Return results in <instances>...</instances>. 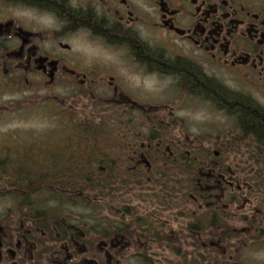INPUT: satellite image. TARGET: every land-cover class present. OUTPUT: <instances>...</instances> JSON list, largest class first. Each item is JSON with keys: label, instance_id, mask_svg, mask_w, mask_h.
I'll return each mask as SVG.
<instances>
[{"label": "flooded vegetation", "instance_id": "af4514ba", "mask_svg": "<svg viewBox=\"0 0 264 264\" xmlns=\"http://www.w3.org/2000/svg\"><path fill=\"white\" fill-rule=\"evenodd\" d=\"M12 94L59 125L0 139V264H257L264 0H0Z\"/></svg>", "mask_w": 264, "mask_h": 264}, {"label": "rangeland", "instance_id": "374dc122", "mask_svg": "<svg viewBox=\"0 0 264 264\" xmlns=\"http://www.w3.org/2000/svg\"><path fill=\"white\" fill-rule=\"evenodd\" d=\"M7 97H9V100L12 102V106L10 107V109L14 112L12 114L10 113L6 114L5 116L1 115L0 121H2V124L0 125V139H4L7 136L5 134L7 133L8 130L9 131L17 130L20 133L19 136L22 137L23 141H27V137L28 139H31L32 137L40 136L43 132L44 133L49 132L53 128H55L57 125H59L58 123L53 124V122L56 120L53 118V116H49L50 115L49 111H47L46 109H42V108L40 109L39 107L32 104L31 102L27 103V101H24L25 110L23 112H18L19 110L15 111L14 107L21 103V102H19L18 104L16 103L17 101L20 100V95L12 94L11 96L0 97V106L8 105L10 101L6 103ZM31 97L32 96H29L27 98L28 102L30 101ZM63 120L73 121V119L68 120L67 117H64L63 119H61V121ZM76 120H79L78 117L76 118ZM82 127L83 126L81 127L77 126L75 127V129H73L66 125L60 124L59 135H60L62 144L69 141V138L73 137L74 133L76 134V136L79 137V132H80L79 129L84 130V128ZM94 129L96 130V128ZM95 130H93L95 136L103 135L99 132L95 133ZM256 195L262 196V198H264V193H258ZM0 200H5V199L1 198ZM0 202H2L1 205H4L5 203V201H0ZM263 208H264V205H263ZM253 252L254 251H250V249L245 250L246 256L250 257L249 260L251 262L253 261V262H257V264H263L264 253L263 252L253 253Z\"/></svg>", "mask_w": 264, "mask_h": 264}, {"label": "trees", "instance_id": "16d2710c", "mask_svg": "<svg viewBox=\"0 0 264 264\" xmlns=\"http://www.w3.org/2000/svg\"><path fill=\"white\" fill-rule=\"evenodd\" d=\"M82 128H84V127H82ZM73 129H75V127L73 128ZM80 130V132H79V137H89V136H95L94 135V131L93 130H95V129H90V128H84V130H81V129H79ZM101 133V134H103V132H104V130L103 129H101V128H96V130H95V133ZM74 136H76V134L74 133ZM101 136H103V135H101ZM78 137V136H77ZM1 168H5V166H2ZM186 168H188L189 170H193V168H194V164H188L187 166H186Z\"/></svg>", "mask_w": 264, "mask_h": 264}, {"label": "snow or ice", "instance_id": "6c2138e0", "mask_svg": "<svg viewBox=\"0 0 264 264\" xmlns=\"http://www.w3.org/2000/svg\"><path fill=\"white\" fill-rule=\"evenodd\" d=\"M44 22H45V23H50V21L47 20V18L44 19Z\"/></svg>", "mask_w": 264, "mask_h": 264}]
</instances>
